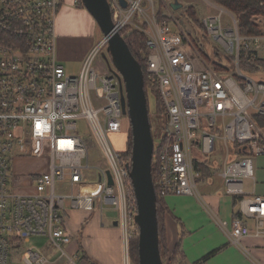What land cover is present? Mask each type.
Listing matches in <instances>:
<instances>
[{
  "label": "built area",
  "instance_id": "built-area-1",
  "mask_svg": "<svg viewBox=\"0 0 264 264\" xmlns=\"http://www.w3.org/2000/svg\"><path fill=\"white\" fill-rule=\"evenodd\" d=\"M107 1L117 31L142 32L150 51L147 80L167 124L154 142L160 196L198 195L202 174L197 166L208 162L212 169L207 157L215 154L219 141V149L226 151L224 192L237 199L241 216L221 226L230 228L235 243L249 235L264 236V197L245 190V183L255 180L253 160L264 156V127L257 122L264 118V80L239 68L241 59L264 60V16L251 19L261 35L243 36L237 16L213 0ZM197 1L207 10L199 18L201 36L182 14L190 6L199 13ZM176 3L182 9L174 10ZM61 7L62 0H0V264H10L14 252L22 255L23 264H55L61 259L81 264L77 253L64 250L73 241L68 219L72 211L93 213L97 206L101 217L105 206L117 211L124 234L123 264H130V228L137 215L132 161L110 142L112 135L122 137L129 123L122 109L124 82L107 61L104 72L94 67L100 54L108 55L105 38L91 50L80 74L66 73L57 58ZM205 37L213 44L210 53L235 59L234 71H217L207 61L200 43ZM79 120L86 121L107 161L96 174L100 190L95 194L76 195L73 190L86 182L90 168L86 140L77 131ZM26 156L46 159L45 169L17 175L15 161ZM247 220L254 222V232ZM134 229L138 239L137 225ZM35 236L47 237L52 251L60 252L56 261L41 250H23Z\"/></svg>",
  "mask_w": 264,
  "mask_h": 264
},
{
  "label": "crops",
  "instance_id": "crops-1",
  "mask_svg": "<svg viewBox=\"0 0 264 264\" xmlns=\"http://www.w3.org/2000/svg\"><path fill=\"white\" fill-rule=\"evenodd\" d=\"M58 14L61 17L59 25L56 20L58 61L62 65L63 62L78 64L80 73L94 47L90 35L97 24L77 0H62ZM260 158H255L253 163ZM211 170L210 177L198 181V195L163 199L169 250L179 244L176 257L182 264H264V236L249 235L235 243L231 241L230 228L221 226V222H231L235 218L238 208L234 199L225 195L222 166ZM245 190L249 195L264 197V166L256 167L255 180L247 181ZM114 212L115 218L106 222H101L100 216L93 220L89 213H70L68 231L73 241L67 247L72 253L78 254L82 250L86 258L82 259L83 264L124 263L119 225L114 226L118 222V213ZM246 223L254 232V222L247 220ZM218 249L220 251L208 261L202 262L204 257Z\"/></svg>",
  "mask_w": 264,
  "mask_h": 264
},
{
  "label": "water",
  "instance_id": "water-1",
  "mask_svg": "<svg viewBox=\"0 0 264 264\" xmlns=\"http://www.w3.org/2000/svg\"><path fill=\"white\" fill-rule=\"evenodd\" d=\"M84 9L91 15L107 40V53L111 64L121 75L126 97L122 98L124 115L131 126V171L130 179L137 206L134 223L139 229L138 264H163L157 216V194L152 178L154 138L149 119L148 99L144 90V75L140 64L132 55L122 35L115 29L107 0H81ZM174 10L182 9L176 3ZM106 59L107 56L103 55ZM109 186L114 185L107 171ZM118 222L114 223L117 227Z\"/></svg>",
  "mask_w": 264,
  "mask_h": 264
},
{
  "label": "rangeland",
  "instance_id": "rangeland-1",
  "mask_svg": "<svg viewBox=\"0 0 264 264\" xmlns=\"http://www.w3.org/2000/svg\"><path fill=\"white\" fill-rule=\"evenodd\" d=\"M195 4L199 8V13H198L199 18L204 17L207 13V10L203 6V4L199 1H197ZM182 14H183V12H182ZM224 19H227V17L225 16ZM60 21H61V17L59 15L57 17L58 25L60 24ZM201 31H202V29L199 32H197L198 36H201L204 34V32H201ZM102 38H104V37H103L100 29L96 25L95 29L91 30V35H90V39L94 40L93 46L95 47ZM203 41L206 43V45H208L206 49H212L213 48V44L209 38L206 39V37H205ZM57 58L59 60L58 49H57ZM108 60H109V55H107V58L105 60L103 58L102 54H100L94 62V67L98 71L104 72L105 71V64H106V61H108ZM63 65L65 66V68H66L65 70H66V73L68 75L77 76L78 74H80L78 72L79 71L78 70L79 69L78 64L64 63L63 62ZM255 78H256V80H261L262 76H256ZM148 101H149V107H150L149 119L151 121L150 124L152 127V135L154 138V142L157 143L158 140L164 134V131L161 130V127L163 126V117L159 116L160 117V123L158 122V124H157L156 119H155L156 116H154V114L156 113V99L153 95L148 94ZM161 111H162V109H161ZM129 129L131 130L130 122L127 124L125 123L124 132H122V137L124 138L123 142H122L121 135L110 136V142L116 150H119L121 152L127 151L128 142H129V140H128V136H129L128 130ZM130 130H129V132H130ZM77 131H78V134L86 140V144H87V147L89 149L90 168L88 169V172L86 173V182L84 184L75 185L73 190H74V193L76 195L95 194L96 192H98L100 190V186H99V182L97 180L96 174H97L99 168H106L107 161H106V158L104 156V153H103V150L101 148L100 143L97 141V139L93 135L92 131L87 127L86 121H84V120L78 121ZM219 145H220V142L218 141L215 154L207 157V160L210 161L212 168L215 170L218 169L219 166H222L223 160L225 159V155H226V151L224 149H219ZM263 159H264V156H262V158H260L258 161H256L254 163L255 169L259 165H261L262 167L264 166V160ZM231 160H232V158L229 161H231ZM15 163H16L15 164L16 174L19 176H26V175H32V174L38 173L40 171H43L45 169V166H46V159H40V158H37V156H33V157L26 156L25 158L16 159ZM69 191H70L69 187H67V189L65 190V193H69ZM130 210H131V204H130V209H129L128 214H130ZM89 214L91 217H94L93 220H97V218L99 219V216H100V218L102 220L101 222H106V220H108V219L110 220L111 217L115 218V212H114L113 208L110 206L104 207L102 217L100 215V206H97L95 212L89 213ZM250 224H252V223H250ZM110 227H112V225ZM134 228H136L135 224L133 225V227L130 228V232H131L130 240L137 237V236H135L136 234H134V230H135ZM120 234H121V240H122V245H123L122 247L124 249V239H123L124 234L121 231V229H120ZM31 248L41 250L53 262L56 261L60 256V252L58 250L52 251V249L50 247L49 240L45 236L31 237L27 242L24 243L23 250H28ZM64 250L69 255L74 254V253H72V250H70L67 246L64 247ZM78 255H79L80 263L82 262V259H83V261L86 260L85 255L82 252V250L78 251ZM128 262H130V264L133 263L131 255L129 256ZM9 263L10 264H23L22 263V255L18 252L12 253L10 256V262ZM55 264H67V259H61ZM81 264H83V262Z\"/></svg>",
  "mask_w": 264,
  "mask_h": 264
},
{
  "label": "trees",
  "instance_id": "trees-1",
  "mask_svg": "<svg viewBox=\"0 0 264 264\" xmlns=\"http://www.w3.org/2000/svg\"><path fill=\"white\" fill-rule=\"evenodd\" d=\"M217 5L224 7L230 12L234 13L239 20V28L240 33L243 36H253V35H261V30L258 25L252 22L253 16H264V0H213ZM77 3L80 7H83L81 0H77ZM84 8V7H83ZM184 16L188 19V21L192 24L193 28L196 32L201 30V23L198 16V12L196 7L190 6L185 8L183 11ZM123 39L127 43L132 55L136 59V61L140 64L143 75H144V90L148 99V94H151L156 99V113L154 114L156 122L160 123V117H163V126L161 130H166V117H164L160 102L158 99V95L156 91L150 87L147 75H146V62L147 57L149 56V49L146 45V37L142 32H138L131 28H127L121 33ZM202 38L200 41L202 46V52L206 57L207 61L213 65V67L220 72H232L235 70V59L230 57H224L218 54V52L210 53L207 48L208 45L203 41ZM111 64L110 58L107 61ZM240 70L248 75V76H262L261 80H264V60H258L255 62H250L248 60L241 59L239 62ZM149 108V116H150V107L148 101ZM257 122L260 127H264V118H258ZM151 123V121H150ZM130 130V129H129ZM128 130V149L126 151L127 156H131V130ZM197 170L202 174V178H208L212 175V170L209 166L208 162L199 164L197 166ZM156 176H157V168L156 164L153 160L152 163V178L153 184L155 188V192L157 194V216H158V226H159V244H160V253L163 264H178L182 263L180 260H177L176 254L179 250V244L175 246V248L170 251L167 243L166 229H165V208L163 207V199L158 193L156 187ZM234 205L236 207L237 199H234ZM235 218H241L239 214H235ZM138 239L133 238L129 241V256L131 255L132 264H138ZM220 249L212 252L202 259V262L208 261L212 256H214ZM164 253V254H163Z\"/></svg>",
  "mask_w": 264,
  "mask_h": 264
},
{
  "label": "bare ground",
  "instance_id": "bare-ground-1",
  "mask_svg": "<svg viewBox=\"0 0 264 264\" xmlns=\"http://www.w3.org/2000/svg\"><path fill=\"white\" fill-rule=\"evenodd\" d=\"M259 16H261V15H259ZM254 17V16H253ZM116 29V28H115ZM117 30V29H116Z\"/></svg>",
  "mask_w": 264,
  "mask_h": 264
}]
</instances>
